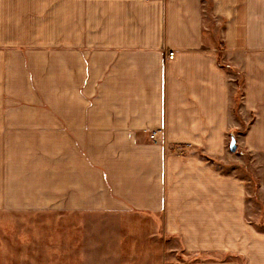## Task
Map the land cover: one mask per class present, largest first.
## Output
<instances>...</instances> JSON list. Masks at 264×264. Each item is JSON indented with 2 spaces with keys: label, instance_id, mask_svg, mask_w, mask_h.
Returning a JSON list of instances; mask_svg holds the SVG:
<instances>
[{
  "label": "crops",
  "instance_id": "0c3cea01",
  "mask_svg": "<svg viewBox=\"0 0 264 264\" xmlns=\"http://www.w3.org/2000/svg\"><path fill=\"white\" fill-rule=\"evenodd\" d=\"M60 1L66 30L32 63L27 21ZM43 213L147 224L177 240L163 264H264V0H0V264L31 262Z\"/></svg>",
  "mask_w": 264,
  "mask_h": 264
},
{
  "label": "rangeland",
  "instance_id": "374dc122",
  "mask_svg": "<svg viewBox=\"0 0 264 264\" xmlns=\"http://www.w3.org/2000/svg\"><path fill=\"white\" fill-rule=\"evenodd\" d=\"M59 4V3H58ZM52 7L47 8V15L42 17V21H27V31L28 33L37 32V34H42L41 39L34 40L37 41V44H31L32 47L27 48L28 58L31 62L32 58L38 55H41L43 60H50V51H51V38L54 35V32H62L66 30V15H65V2L60 1L59 5V17L55 21V18H52ZM41 49V51H38ZM37 53L34 54L33 52ZM42 82H43V93L41 96L44 97L42 104H38L40 109H49V83L46 82L47 75L49 74V64L46 67L42 68ZM28 107L35 105V102L27 103ZM43 206H50L48 200L43 203ZM4 216L0 215V254H13L15 248L10 253V248L6 246V241L3 236L12 238L14 235V226L10 225L9 229L5 230V225L2 222ZM42 224L40 226L42 231L41 238L37 237V246H29V243L32 240L29 238L20 237V242L23 243L20 252L16 254L17 258H23L25 252L30 250L31 262L24 257L26 264H70L65 262L68 260V256L72 253V235H75V253L76 254H98V253H107L109 255L121 254L123 256H135L138 258H146L148 256H153L155 259V264H163L161 262L162 256H166L167 253L174 254L178 256L179 254L174 253V249H177V243L175 239L164 238L168 240L172 248L169 249L167 245H163L162 239L163 236L160 233L159 236H154V241L151 239V233L147 231V224L139 223H130L126 220H121L114 224L121 228V230L114 231L110 227L106 229L105 225L99 223L97 215L94 216H83L76 215L75 218V231L68 230V215H51L50 213L42 214ZM67 219V220H66ZM85 222V223H84ZM67 223V224H66ZM86 224V229H83ZM90 224V225H88ZM37 223V227L39 226ZM70 229V225H69ZM5 230V231H4ZM21 235H24L21 233ZM149 235V237H147ZM23 237V238H22ZM83 239L89 240V242H84ZM91 241L90 246H87ZM108 244V246H103V242ZM34 243V241H32ZM101 244V245H100ZM33 259H40L41 262L36 263L32 261ZM144 260V259H143ZM141 261V259H140ZM145 263L139 264H150L146 260ZM2 264V263H1ZM4 264H16V263H4ZM21 264V263H19Z\"/></svg>",
  "mask_w": 264,
  "mask_h": 264
},
{
  "label": "water",
  "instance_id": "95a60500",
  "mask_svg": "<svg viewBox=\"0 0 264 264\" xmlns=\"http://www.w3.org/2000/svg\"><path fill=\"white\" fill-rule=\"evenodd\" d=\"M229 148L230 150L234 151L235 148H236V142H235V139L232 137L231 140H230V143H229Z\"/></svg>",
  "mask_w": 264,
  "mask_h": 264
},
{
  "label": "built area",
  "instance_id": "2783aa9c",
  "mask_svg": "<svg viewBox=\"0 0 264 264\" xmlns=\"http://www.w3.org/2000/svg\"><path fill=\"white\" fill-rule=\"evenodd\" d=\"M172 56H173V52H169V53H168V57H169V58H172Z\"/></svg>",
  "mask_w": 264,
  "mask_h": 264
}]
</instances>
